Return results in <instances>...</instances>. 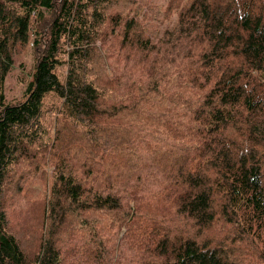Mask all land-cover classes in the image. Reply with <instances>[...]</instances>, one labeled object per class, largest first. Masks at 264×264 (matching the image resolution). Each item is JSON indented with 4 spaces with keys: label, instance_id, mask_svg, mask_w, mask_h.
Here are the masks:
<instances>
[{
    "label": "trees",
    "instance_id": "trees-1",
    "mask_svg": "<svg viewBox=\"0 0 264 264\" xmlns=\"http://www.w3.org/2000/svg\"><path fill=\"white\" fill-rule=\"evenodd\" d=\"M137 1L0 0V264H66L71 220L83 264H264V0H168L158 40Z\"/></svg>",
    "mask_w": 264,
    "mask_h": 264
},
{
    "label": "rangeland",
    "instance_id": "rangeland-1",
    "mask_svg": "<svg viewBox=\"0 0 264 264\" xmlns=\"http://www.w3.org/2000/svg\"><path fill=\"white\" fill-rule=\"evenodd\" d=\"M143 0L137 1V4L141 5ZM168 0H150L148 7H151L155 13V10L165 8L168 5ZM177 4L176 6H178ZM158 22L157 27L152 28V32L155 35V39H160L163 35L166 38V30L173 29L177 21V11H172L171 14L160 16L156 14ZM31 39H34L32 34ZM37 62V50L32 41L26 46H19L16 51V67L10 73L6 82V94L9 101H17L21 99L28 87L32 74L34 72ZM66 68L63 66L58 69L61 79L64 80ZM13 174L10 179L17 180ZM43 181L39 179H29L23 185V190L27 192V197L20 201L19 208L12 212L15 215H22L24 221L31 222L33 226L27 230V234H32L34 239L41 232L43 220L42 217V204L41 196L43 193ZM39 221V222H38ZM68 233L58 235V244L63 249L66 264H83V258L87 254V249L83 245V241L80 239L81 229L78 224H75L74 220ZM38 222V223H37ZM37 223V224H36ZM52 231V227H49Z\"/></svg>",
    "mask_w": 264,
    "mask_h": 264
}]
</instances>
